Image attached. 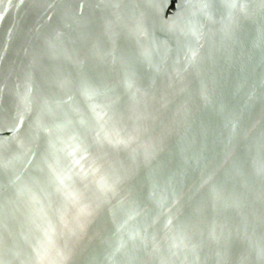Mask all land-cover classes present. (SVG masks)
<instances>
[{
	"label": "water",
	"instance_id": "obj_1",
	"mask_svg": "<svg viewBox=\"0 0 264 264\" xmlns=\"http://www.w3.org/2000/svg\"><path fill=\"white\" fill-rule=\"evenodd\" d=\"M0 264H264V0H0Z\"/></svg>",
	"mask_w": 264,
	"mask_h": 264
}]
</instances>
